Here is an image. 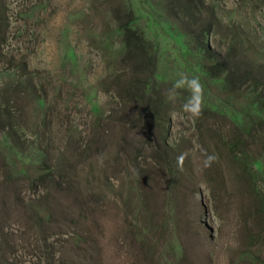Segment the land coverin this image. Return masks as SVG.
<instances>
[{
	"label": "rangeland",
	"instance_id": "374dc122",
	"mask_svg": "<svg viewBox=\"0 0 264 264\" xmlns=\"http://www.w3.org/2000/svg\"><path fill=\"white\" fill-rule=\"evenodd\" d=\"M129 10L159 47L155 141L121 100ZM208 25L219 66L264 62V0H0V264H264V127L234 152L231 121L202 110L219 85L175 93Z\"/></svg>",
	"mask_w": 264,
	"mask_h": 264
},
{
	"label": "trees",
	"instance_id": "16d2710c",
	"mask_svg": "<svg viewBox=\"0 0 264 264\" xmlns=\"http://www.w3.org/2000/svg\"><path fill=\"white\" fill-rule=\"evenodd\" d=\"M116 16H119L118 30L123 37V55L131 56L134 62L132 76L134 78L129 80L128 93L125 97L122 96L121 100L135 104L132 106L131 124L140 126L149 123V127H152V131H148L149 139L155 141L161 137L159 126L170 119L168 94L162 93L166 83L159 81L160 75L157 71V62L160 60L159 47L157 43H151L144 31L135 26L138 15L134 16L129 10L126 15ZM200 30L202 39L200 35H195L193 40L190 39L189 43L184 44L182 58L189 62L184 68L194 77L192 79L199 82L200 88L208 89V83L212 81L219 85L222 91L217 101L219 105L214 102L207 103L202 106V110L219 114L231 121L237 132L233 134L230 148L236 152L243 145L244 135L250 134L257 126L264 127V72L258 69L264 67V62L248 64L246 70L235 64L219 66L218 57L212 50L209 40L212 26L208 25ZM189 56H193L194 60L189 59ZM186 80L183 86L176 87L175 93L184 100L196 102L197 93L193 94L192 88L187 86L190 81ZM133 87L135 89L131 90ZM39 102L43 103L42 99ZM9 115L12 117L10 112ZM261 138L264 140V131ZM242 162L254 185L255 171L252 166L256 160L247 163L245 159ZM255 189L259 192L258 187ZM260 211L264 213L262 201Z\"/></svg>",
	"mask_w": 264,
	"mask_h": 264
},
{
	"label": "clouds",
	"instance_id": "9594fccd",
	"mask_svg": "<svg viewBox=\"0 0 264 264\" xmlns=\"http://www.w3.org/2000/svg\"><path fill=\"white\" fill-rule=\"evenodd\" d=\"M190 87L192 88L193 94L200 91V84L197 80H192L189 82ZM189 114L194 115L193 113L189 112Z\"/></svg>",
	"mask_w": 264,
	"mask_h": 264
}]
</instances>
